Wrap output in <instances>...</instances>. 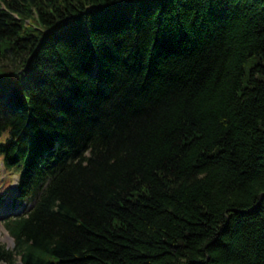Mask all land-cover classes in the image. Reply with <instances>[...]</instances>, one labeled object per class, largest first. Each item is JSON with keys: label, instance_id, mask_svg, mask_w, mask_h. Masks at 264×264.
<instances>
[{"label": "trees", "instance_id": "1", "mask_svg": "<svg viewBox=\"0 0 264 264\" xmlns=\"http://www.w3.org/2000/svg\"><path fill=\"white\" fill-rule=\"evenodd\" d=\"M4 133L0 264H264V0H0Z\"/></svg>", "mask_w": 264, "mask_h": 264}, {"label": "rangeland", "instance_id": "2", "mask_svg": "<svg viewBox=\"0 0 264 264\" xmlns=\"http://www.w3.org/2000/svg\"><path fill=\"white\" fill-rule=\"evenodd\" d=\"M9 179L6 180H1L0 179V193L4 192L6 193L8 190V184H9ZM0 242L4 243L6 246H10V242L7 239V236L3 232V230L0 229Z\"/></svg>", "mask_w": 264, "mask_h": 264}]
</instances>
